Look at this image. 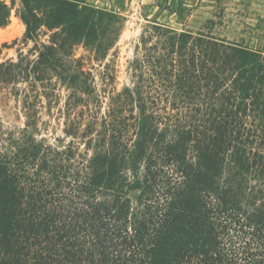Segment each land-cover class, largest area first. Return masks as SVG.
I'll use <instances>...</instances> for the list:
<instances>
[{
    "label": "trees",
    "instance_id": "1",
    "mask_svg": "<svg viewBox=\"0 0 264 264\" xmlns=\"http://www.w3.org/2000/svg\"><path fill=\"white\" fill-rule=\"evenodd\" d=\"M20 2L27 50L0 62V264H264V35L146 19L119 86L113 14Z\"/></svg>",
    "mask_w": 264,
    "mask_h": 264
},
{
    "label": "rangeland",
    "instance_id": "2",
    "mask_svg": "<svg viewBox=\"0 0 264 264\" xmlns=\"http://www.w3.org/2000/svg\"><path fill=\"white\" fill-rule=\"evenodd\" d=\"M9 9L7 24L0 27V62L15 60L22 48L25 26L19 18L23 6L20 0H0ZM86 5L101 9L115 16L111 22L103 21L108 28H119L113 48L104 62L113 60L118 72L119 86L128 80L127 66L135 53L142 28L148 20L168 24L181 30L197 31L208 19L215 20L213 31L220 38L236 41L248 47L260 46L264 35V0H79ZM97 6V8H96ZM106 32L102 38L105 43L113 37ZM76 57L86 56L87 67L98 68L99 61L89 56L81 46L76 48ZM103 64V63H102Z\"/></svg>",
    "mask_w": 264,
    "mask_h": 264
},
{
    "label": "crops",
    "instance_id": "3",
    "mask_svg": "<svg viewBox=\"0 0 264 264\" xmlns=\"http://www.w3.org/2000/svg\"><path fill=\"white\" fill-rule=\"evenodd\" d=\"M96 8H97V6H96ZM101 9H103V10H107L105 7H103V6H101Z\"/></svg>",
    "mask_w": 264,
    "mask_h": 264
}]
</instances>
